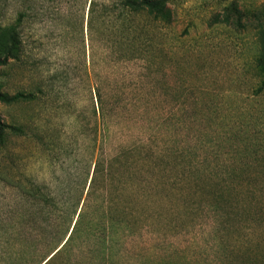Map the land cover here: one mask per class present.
Returning <instances> with one entry per match:
<instances>
[{
	"label": "rangeland",
	"instance_id": "rangeland-1",
	"mask_svg": "<svg viewBox=\"0 0 264 264\" xmlns=\"http://www.w3.org/2000/svg\"><path fill=\"white\" fill-rule=\"evenodd\" d=\"M12 28L0 264H264V0H0V58Z\"/></svg>",
	"mask_w": 264,
	"mask_h": 264
},
{
	"label": "trees",
	"instance_id": "trees-1",
	"mask_svg": "<svg viewBox=\"0 0 264 264\" xmlns=\"http://www.w3.org/2000/svg\"><path fill=\"white\" fill-rule=\"evenodd\" d=\"M168 2V0H119V3L121 4L122 7L129 9L130 11H149V12H155L156 14H163L165 12V5ZM18 40L16 37V32L15 29L12 28L11 33H10V45L6 49V52L3 56V58H0V65L5 63L8 58H16L17 53L19 50L18 46ZM263 64V63H262ZM264 72V70H263ZM264 75V73H263ZM263 87H264V82H263ZM0 100H7L5 96H3L0 93ZM2 122L0 119V128H2ZM50 257L45 263L47 264L48 261L51 259Z\"/></svg>",
	"mask_w": 264,
	"mask_h": 264
},
{
	"label": "water",
	"instance_id": "water-1",
	"mask_svg": "<svg viewBox=\"0 0 264 264\" xmlns=\"http://www.w3.org/2000/svg\"><path fill=\"white\" fill-rule=\"evenodd\" d=\"M47 261V260H46ZM45 262V261H44Z\"/></svg>",
	"mask_w": 264,
	"mask_h": 264
}]
</instances>
